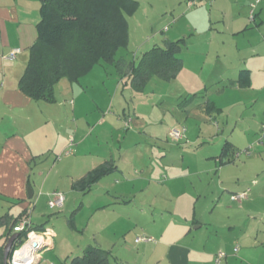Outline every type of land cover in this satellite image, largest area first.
I'll return each instance as SVG.
<instances>
[{
	"label": "rangeland",
	"instance_id": "374dc122",
	"mask_svg": "<svg viewBox=\"0 0 264 264\" xmlns=\"http://www.w3.org/2000/svg\"><path fill=\"white\" fill-rule=\"evenodd\" d=\"M135 1L126 13L127 44L115 55L120 69L115 63H101L86 78L73 82L62 77L54 85L66 115L61 127L75 140L89 136L80 149L88 156L75 162L74 154L60 152L61 159L54 162L53 152L47 151L36 163L30 220L46 221L55 242V247L39 254L38 264H61L64 257L68 261L97 244L111 251L110 264L132 261L145 242H158L166 231L165 238L175 234L174 221L185 214L203 223L196 232L206 251L215 249L217 241L227 242L229 248L218 250L211 264H264V22L254 26L264 19V0L253 8L259 12L255 22L249 13L253 0H228L224 17L213 16L217 27L210 34L185 28V0ZM207 1L208 8L214 6ZM238 15L239 28L245 24L251 28L233 34L230 24H236L232 17ZM207 35H212L210 43ZM180 37L185 45L178 75L170 80L152 75L142 91L133 90L126 77L130 61H137L154 44ZM237 65L252 69L250 87L217 91V75L233 79L231 68ZM70 86L81 90L73 95ZM199 91L221 111L210 110L208 115L198 99L186 109L179 106L186 95ZM174 129L182 131L181 138L171 135ZM227 139L235 145L236 155L224 166L218 154ZM75 146L66 150L77 154ZM109 157L119 170L102 176L85 192L71 186L73 177L84 175L96 159ZM167 182L169 187L163 185ZM52 189L63 193L61 206H48L46 193ZM243 189H248L251 201L232 198L236 192L231 191ZM9 209L17 214L21 208ZM142 236L152 239L135 241ZM219 253L224 254L217 262ZM195 262L209 264V258L196 255Z\"/></svg>",
	"mask_w": 264,
	"mask_h": 264
},
{
	"label": "crops",
	"instance_id": "0c3cea01",
	"mask_svg": "<svg viewBox=\"0 0 264 264\" xmlns=\"http://www.w3.org/2000/svg\"><path fill=\"white\" fill-rule=\"evenodd\" d=\"M189 1L190 0H185L184 2V7L185 9H187V15H184L186 23L184 24V26L186 29L194 31L195 33H200L202 30H204L205 32L207 31V33L210 34L211 31L215 29L214 26L217 27L216 24H212L213 16L216 14L217 18H223L224 12H226L228 6V0H215L214 2L213 0L212 2L211 0H209V3H212L211 5L214 4V6H212L211 8L207 7V0H192V5L188 4ZM180 6L181 4H179L178 8H181ZM241 9L246 13L245 6L241 7ZM233 11L234 10H232V12ZM249 13L250 19L255 22L256 17H259V12L255 13L253 11L252 16L250 9ZM241 18L242 17L240 15L232 17L233 21H235L234 23H236L230 24L231 28L229 29H231L232 33H241L248 28H251V26H249L248 24H245L243 25V27L239 28V26H241L242 24L237 23L241 20ZM39 19L40 0H0V218H2L3 216H8L10 221L20 215H28V218H30V205L34 202L33 197L35 194L33 189L34 187L32 185V183H34L33 173L35 172L37 161H40L45 153H47V151L53 152L52 154L54 162L60 160V157L63 155L62 153L65 152L67 146L69 145V138L70 136H72L67 134L65 128L63 131L61 127V122L63 119L66 123V115L64 116L63 110H61L60 108L61 102H59L58 98L56 97L57 95H55L54 102L45 100L35 101L24 94L19 88V79L22 76L29 59V49L37 38L36 24ZM216 21H219V19H216ZM263 22L264 19H260L259 22L254 23V26H259ZM211 36L212 35H207L206 37L208 38L209 43L211 42ZM180 38L184 39V37ZM166 40L170 39H165L164 42ZM184 45L185 42L182 47ZM182 47L178 53V56L182 51ZM13 49H19V51L16 53L15 58L12 60L4 58V55L11 52ZM180 58L183 65L184 61L182 57ZM128 67L129 66H127V68ZM94 68L91 69L86 75H84V78L88 77L90 73H93ZM251 70L252 69L250 67H241L237 65L231 68V78L233 79H224L222 74L217 75V77H220L219 79L216 78L214 80L216 84V90L222 93L229 89L240 91V89L250 87L252 72ZM96 73L99 74L100 72ZM127 74L126 77H128ZM70 89L73 95H77V93L81 90L78 87L74 88L73 86H70ZM194 94L195 95L189 101L184 103H180V101L178 103L179 106L183 109H186L188 104L193 99H198L199 105H204L205 110L206 108H210L211 111H221V106H217L216 102L209 97H204V93H202V91L194 92ZM208 101L211 104L208 103ZM208 115H210V113ZM53 122L57 125L58 123H60L58 125L59 127L56 128ZM88 137L89 136L84 137L82 135H79L78 137H76V140L73 138V145H76L75 147L77 150V154L73 152V149H71V153L64 154H74L73 158L75 162L80 160L82 157H87L88 155L86 153H82L80 149L82 148V145L87 141ZM226 141L230 142L233 149H235V145L232 141L227 139L224 141V143ZM96 143L100 145L101 140L99 139V137L96 138ZM224 143L222 144L218 154L219 161L221 158L222 147ZM86 150L88 154L92 153L90 148ZM60 152H62L61 155H59ZM229 154L227 158L231 156V154ZM233 160L231 162H233ZM106 161H111L116 166V168L110 173L119 170L118 163L112 157L104 159L103 161H100L98 158L94 161V165H92V168L88 169L86 173ZM231 162H221V164L224 165ZM224 166L221 167V169H224ZM84 175L80 177H73L71 186L73 188H76L74 187V182L82 178ZM170 180H172L171 177ZM168 182L163 185L169 187L171 184ZM43 185L45 186L46 183ZM28 188L31 189V198L28 197ZM53 191L59 190L52 189L51 192ZM243 191L246 190L243 189L239 192ZM124 192L125 191H120L121 196H125ZM231 192L239 193L235 190ZM49 193H46L47 196H49ZM39 195H42V193H39ZM245 199L246 201L244 202L251 201V198H247V194L244 198L235 200L241 202ZM12 205L21 208L17 214H14L9 209V207H11ZM34 208H36V202L34 203ZM34 208L33 210H35ZM262 214H264V210L262 211ZM180 219V221H174L175 223H177L176 228H178V230L175 231V234H172L167 238H165V235H167V231L163 234H160L161 237L158 242H145V244H143L142 249L136 253L137 258H134L132 261L126 259L124 261L125 263H123L122 261L119 263L196 264V255L204 254L208 256V263L211 264L212 261L210 260H212V256H215L216 253L220 252L221 250L224 251L229 248L227 242H223L222 244L217 241L216 244L218 243V246L215 249H209L208 251H206V244H204L203 239L201 238V236H198L196 232V230L200 228L203 223L199 219H197L195 215L189 216L185 214ZM42 223L46 224V221L37 224ZM9 230V222H5V220L2 219V222L0 223V246L7 242L6 235ZM13 232L15 231L12 230L11 234ZM51 237L52 236L48 237V240L50 242L48 249L55 247V242ZM187 237H190L189 241L185 240ZM208 239L210 238L207 236V238H205V243L209 241ZM195 243H198L199 246L197 247ZM97 245L102 247V245L100 244ZM46 249L47 248L41 249L39 251V254ZM114 258L116 261L117 258ZM40 259L35 264L40 263ZM66 261V257H64L61 260V264H64ZM0 264H3V254H0Z\"/></svg>",
	"mask_w": 264,
	"mask_h": 264
},
{
	"label": "trees",
	"instance_id": "16d2710c",
	"mask_svg": "<svg viewBox=\"0 0 264 264\" xmlns=\"http://www.w3.org/2000/svg\"><path fill=\"white\" fill-rule=\"evenodd\" d=\"M135 3V0H40L37 38L29 49V59L19 79L20 90L32 100L54 102V85L62 77L78 81L101 63H115L120 69L115 55L119 47L127 44L126 13L133 9ZM184 42L183 38L166 40L162 46L154 45L145 51L137 61H130L127 83L133 90L142 91L152 75L163 80L175 78L182 66L178 53ZM194 95H187L180 103L189 101ZM206 109L210 111V108ZM229 153L231 156L227 158ZM235 155L232 144L226 141L220 161L231 162ZM115 168L114 163L106 161L76 180L74 187L85 192ZM22 216L11 221L8 216L0 218V223L4 219L10 224L6 241ZM46 229L45 223H31L28 229L20 232L12 251L24 243L28 230L43 232ZM4 244L0 246L1 255ZM111 258L109 250L90 245L81 255L64 264H110Z\"/></svg>",
	"mask_w": 264,
	"mask_h": 264
},
{
	"label": "built area",
	"instance_id": "2783aa9c",
	"mask_svg": "<svg viewBox=\"0 0 264 264\" xmlns=\"http://www.w3.org/2000/svg\"><path fill=\"white\" fill-rule=\"evenodd\" d=\"M260 0H253V3H251V15L253 16V8ZM189 5L193 4V1L190 0L188 2ZM19 51V49H13L8 54L4 55V58L12 60L15 58L16 53ZM171 135L174 138H181L182 137V131L178 129H174L171 131ZM73 137L70 136L69 138V146L73 145ZM71 149L65 150L64 153H71ZM247 194V190L243 192H239L232 195V198L234 199H241L244 198ZM64 202V195L61 191H53L49 193V199H48V206L50 208H54L56 206H61ZM31 226L30 218H28V215L23 216L13 227V231L15 232H21L25 229H28ZM51 232L49 228H47L42 233H38L35 230H28L26 233V239L21 247H18L14 249L11 253V256L9 255L8 258V264H35L39 259V251L43 248H48L50 245V242L48 240V237L51 236ZM152 238L142 236L137 237L135 239L136 242L139 241H149ZM25 247V248H24ZM222 253H219L217 255L216 261L219 262V258L222 256Z\"/></svg>",
	"mask_w": 264,
	"mask_h": 264
},
{
	"label": "water",
	"instance_id": "95a60500",
	"mask_svg": "<svg viewBox=\"0 0 264 264\" xmlns=\"http://www.w3.org/2000/svg\"><path fill=\"white\" fill-rule=\"evenodd\" d=\"M32 194H31V189L28 188V197L31 198ZM20 236V232H13L7 242L5 243L4 247H3V264H8V258L10 255V252L12 251L14 242L16 239H18V237Z\"/></svg>",
	"mask_w": 264,
	"mask_h": 264
},
{
	"label": "bare ground",
	"instance_id": "6f19581e",
	"mask_svg": "<svg viewBox=\"0 0 264 264\" xmlns=\"http://www.w3.org/2000/svg\"><path fill=\"white\" fill-rule=\"evenodd\" d=\"M25 248V247H24Z\"/></svg>",
	"mask_w": 264,
	"mask_h": 264
}]
</instances>
